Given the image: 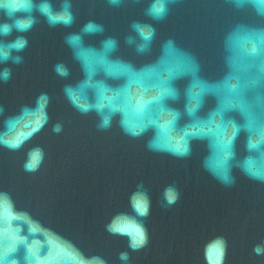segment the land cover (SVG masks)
<instances>
[{"label": "water", "instance_id": "obj_1", "mask_svg": "<svg viewBox=\"0 0 264 264\" xmlns=\"http://www.w3.org/2000/svg\"><path fill=\"white\" fill-rule=\"evenodd\" d=\"M156 2L0 5L2 264H264V0Z\"/></svg>", "mask_w": 264, "mask_h": 264}, {"label": "clouds", "instance_id": "obj_2", "mask_svg": "<svg viewBox=\"0 0 264 264\" xmlns=\"http://www.w3.org/2000/svg\"><path fill=\"white\" fill-rule=\"evenodd\" d=\"M2 3H3V0H0V5H2ZM32 6H33L32 0H22V4L20 6L12 5L10 7V14L21 11V10L29 11L32 8ZM154 7L158 9V14L155 13L157 14L156 18H160V16L165 12L163 0H160L159 3L154 4V6L150 9V12L154 13L153 11ZM39 11L42 12L43 14L48 15L51 22L60 21L65 24L71 23L72 17H71V14L67 10H65L63 14L61 15H52L50 11V5L48 3H43L39 6ZM32 23L33 21L31 19H17L14 22V26L17 28V30L23 31V30H27L31 26ZM12 27L13 25H10L7 23L0 25V34L10 35L12 31ZM141 35L145 40H147L150 34L144 33L143 31H141ZM129 42H131V38H129ZM23 43L24 41L22 40V38H18V42L15 43V47L19 48ZM122 258H126V254L122 256ZM0 264H2V262H0Z\"/></svg>", "mask_w": 264, "mask_h": 264}, {"label": "snow or ice", "instance_id": "obj_3", "mask_svg": "<svg viewBox=\"0 0 264 264\" xmlns=\"http://www.w3.org/2000/svg\"><path fill=\"white\" fill-rule=\"evenodd\" d=\"M160 0H157L156 3H159ZM22 4V0H12V3H11V6L12 5H17V6H20ZM154 13H157L158 14V9H156L154 7L153 9ZM152 102H156V101H152ZM150 102V103H152ZM20 141H17L16 143L18 144ZM15 146V145H13ZM39 160V153H34L32 155V160H31V163H29L27 165L28 168H33L35 167L36 163L38 162ZM169 199H172V195L171 193H169ZM137 207L140 209L141 213H143L144 211V207L142 204L138 203L137 204ZM114 230L116 231H120V232H124V233H129V234H132L134 233V240H133V246H137L138 244L142 243L143 242V232H142V229H140L139 227L135 226V225H129V224H124V225H116Z\"/></svg>", "mask_w": 264, "mask_h": 264}]
</instances>
